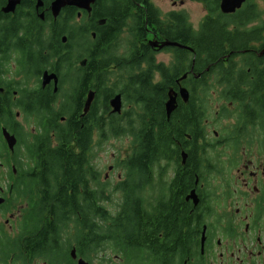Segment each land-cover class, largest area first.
Wrapping results in <instances>:
<instances>
[{
  "label": "flooded vegetation",
  "instance_id": "obj_1",
  "mask_svg": "<svg viewBox=\"0 0 264 264\" xmlns=\"http://www.w3.org/2000/svg\"><path fill=\"white\" fill-rule=\"evenodd\" d=\"M2 1L0 264H113L112 253L126 264L109 235L121 228L130 238L137 230L115 213L114 202L142 207L139 230L150 218L156 229L165 226L166 216L184 209L187 221L205 225L187 253H162L159 237L156 256L179 257L176 264H264V0H244L234 12L223 11V0H95L89 10L65 4L57 16L56 0ZM110 6L117 9L113 16L98 18ZM127 8L122 21L119 11ZM19 14L26 29L39 25V43L29 44L32 38L18 33ZM58 23L81 40L89 37L94 60L107 55L104 89L97 79L88 90L76 80L66 92L69 79L56 61L41 69ZM201 42L207 51L199 52ZM88 62L79 65L81 74ZM194 62L203 68L202 78ZM45 72L57 80L43 85ZM147 75L167 86H152V97L144 98ZM129 87L130 93L139 91L137 116L129 105L135 95H124ZM117 95L122 106L114 112L111 100ZM171 97L175 109L169 117ZM158 109L150 133L145 123ZM136 117L134 166L135 133L113 138L99 125L105 121L112 130L114 120ZM148 138L153 152L146 150ZM114 139L124 140V156L112 157L116 174L104 173L107 165L99 166L97 149ZM75 169H85V181H72L67 198L66 183H60L61 192L56 186ZM211 180L218 190L208 187Z\"/></svg>",
  "mask_w": 264,
  "mask_h": 264
},
{
  "label": "trees",
  "instance_id": "obj_2",
  "mask_svg": "<svg viewBox=\"0 0 264 264\" xmlns=\"http://www.w3.org/2000/svg\"><path fill=\"white\" fill-rule=\"evenodd\" d=\"M4 0L1 4H3ZM108 5H111V2H107ZM29 6V4L26 2L25 7ZM116 6H110L109 8H105L102 10V12L98 15V18H110L113 16V14L116 12ZM128 12V8L124 11L123 9H120L119 13L123 14L121 20L126 17ZM119 17V14L115 15ZM21 14H19V17L15 18L14 26L17 29L18 33L22 32L24 34H27L29 38H32V40H27L29 44H36L39 43L40 40L37 37H42L41 31L38 30V24L36 25V28L34 29H26L24 25H22L21 22ZM64 27V29H63ZM67 32V26L58 23L55 25L54 30L50 32V38L47 43V47H49L48 55L49 59L44 60L43 64L41 65V69H46L50 64L52 65L53 61H56L55 68L58 70L59 73L64 72V79H69L68 82H72L73 85H75V81L81 80V84H83L84 89L88 90L89 88L93 87L94 80L97 79L98 82L100 81L101 86H99V89L102 90L107 86L108 82V75H107V69H108V58L107 55H105L102 58H95V55L90 51L89 45H90V39L89 37H86L83 40L73 39L77 37L73 32L71 34V31L69 29L68 32V41L67 43H63L61 40L62 35ZM191 40V38L189 39ZM43 43V42H42ZM44 44V43H43ZM207 51V48H205L202 45V42L199 44V52H205ZM90 57V58H89ZM200 58V54H199ZM88 60V65L86 68L85 74H81V61L82 60ZM52 60V62H50ZM80 65V66H79ZM222 71L218 70L217 75H215L217 78L221 75ZM153 78V77H152ZM151 76H146L144 78V81L142 82V87H144L145 92L143 93L144 98L152 97L153 93L155 92L152 88V86L160 85L161 87L167 86L166 82H161L155 84L152 82ZM131 88L127 89V92L124 94L127 99H130L133 93L136 97V94L139 93L138 89H134L131 91ZM105 94H109L110 92L107 90L104 91ZM137 98L134 100L129 101L130 105V114L138 115L139 110V103ZM201 109V108H200ZM157 115L155 117H151L150 120L145 123V129L149 130L150 133L153 132L156 126L155 119L160 115L159 109L156 110ZM155 111V112H156ZM161 117H164V111L163 108L161 109ZM123 122L115 121L112 123V130L107 129L105 126H110V124L106 125V122H102L103 126L99 125V128H102L103 131L107 134H112L113 138H119V136H122V134H125L126 132H134L135 133V140H134V147L135 150L133 152L135 153L134 159L135 162L133 163L134 166H136V159L137 154L139 152V149L137 147L138 144V138L137 133L139 129L138 125V117H136L133 121L127 119H122ZM165 129V128H163ZM174 141V139H172ZM147 151H154V145L153 142H151V139L148 138L147 140ZM193 157L196 158L197 154L196 152L193 153ZM73 165L75 166H82L85 167V164L82 160L79 159H71ZM86 172L85 169L83 173H80L77 169H75V173L73 174L71 171H67L65 173V178L61 182L57 184V189L59 192H61L62 188L60 183H66V194L65 197H71V186L70 183L76 182L82 183L85 181ZM208 187H211L213 189L215 188V185L212 183V180L210 181ZM218 190V189H217ZM142 212L143 209L138 204L132 203V202H125L118 204L116 212L115 213H122L125 215L126 220L133 221L135 223L134 229L137 230L135 234H133L130 238L125 237V235L121 232V228L118 230L113 231L109 236L113 237V248L116 252L122 253L123 257L125 258L126 264H176L179 257L176 256H156L154 254L153 245L154 243L159 241L160 237V244L162 247V253H166L169 248H174L175 250H179L183 253L186 252V246H190V250L194 248V246L197 243L199 235L203 232L205 225L201 223L191 222L187 221L185 218V213L187 212V209H184L180 214H173L171 216H166L165 219V226L158 225L159 228H155L153 218H150L148 222L142 221L144 230H139L138 228V221L142 218ZM149 214L153 215V211L149 210ZM173 218H175L173 220ZM173 227V228H171ZM142 228V229H143ZM207 231V227H206ZM169 234V235H168ZM130 241V244L128 242ZM155 246V245H154ZM189 250V251H190Z\"/></svg>",
  "mask_w": 264,
  "mask_h": 264
},
{
  "label": "rangeland",
  "instance_id": "obj_3",
  "mask_svg": "<svg viewBox=\"0 0 264 264\" xmlns=\"http://www.w3.org/2000/svg\"><path fill=\"white\" fill-rule=\"evenodd\" d=\"M193 13H194L195 17H197V18L200 17V11H199L198 6L196 4L193 5ZM63 29H64V27H63ZM68 32H69V29L67 28V32H65L62 35V37H61V40H62L63 43H67V41L66 42L63 41V38L67 37L70 34V33L68 34ZM73 39L81 40L78 37H75ZM80 68H82V67H80ZM194 69L197 70V73H199L200 78H202L203 77V71H204L203 68L201 66H199L197 63L194 62ZM200 73H202V77H201ZM197 84H200V82L198 81ZM67 85L68 86H67L66 92L69 91L70 89L72 90L75 87V85H73L72 82H68ZM100 85L101 84L99 82L98 88H99ZM138 97H139V94L137 93L136 94V98L138 99ZM153 114H154L153 117H155L157 115V111L156 112L153 111ZM72 123L75 124L76 121L72 122ZM160 126L164 127L163 124H160ZM82 133H83V131H82ZM119 137L123 138L122 136H119ZM123 143H124L123 139H119V140L114 139L113 141L105 144L103 147H99L98 146V149H97L98 150V157H97V159L99 161V166L103 167L104 164H105V165H107V168L109 167L108 168L109 172H112V173L116 174L118 172L117 168H116V162H114L112 160V157L115 154L118 156V158L124 156V154H123ZM133 145H134V143H133ZM117 165H118V167H121L119 164H117ZM107 168L103 170L104 173L107 171ZM212 183L215 185V188H217V186H219V183L216 182V181H212ZM85 196H88V194L84 195V197ZM113 206H114L115 209H117V203L114 202ZM115 212H116V210H115ZM171 228H173V227H171ZM112 257H113V264H118L117 260H116V256H114L113 253H112Z\"/></svg>",
  "mask_w": 264,
  "mask_h": 264
},
{
  "label": "water",
  "instance_id": "obj_4",
  "mask_svg": "<svg viewBox=\"0 0 264 264\" xmlns=\"http://www.w3.org/2000/svg\"><path fill=\"white\" fill-rule=\"evenodd\" d=\"M94 1L95 0H56L53 4L54 14L57 16L60 11V8L65 4L75 5L77 7H81L89 10L91 3ZM241 2H242L241 0H224L222 4L223 10L226 12L234 10L236 7L241 6ZM66 40L67 37H64L63 41ZM85 63L86 60H84L83 64L81 63V65H85ZM53 78L57 80V75L55 73L49 74L48 72H45L43 85L49 83ZM91 101H92V96L88 99L85 110H87ZM111 105L113 106L114 112L121 111V106H122L121 96L120 95L115 96L111 100ZM174 109H175V99L171 97V99L167 103L168 116L171 115Z\"/></svg>",
  "mask_w": 264,
  "mask_h": 264
},
{
  "label": "bare ground",
  "instance_id": "obj_5",
  "mask_svg": "<svg viewBox=\"0 0 264 264\" xmlns=\"http://www.w3.org/2000/svg\"><path fill=\"white\" fill-rule=\"evenodd\" d=\"M84 60H85V59H84ZM84 60L81 61L82 64H83ZM182 93H183V92H182ZM176 95H177V94H176ZM176 95H175V96H176ZM169 117H170V116H169ZM204 232H206V231H204Z\"/></svg>",
  "mask_w": 264,
  "mask_h": 264
}]
</instances>
